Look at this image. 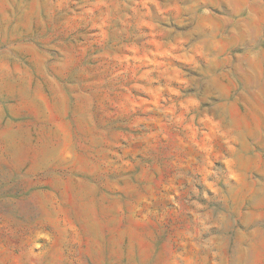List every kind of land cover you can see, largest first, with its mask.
<instances>
[{
  "label": "rangeland",
  "instance_id": "rangeland-1",
  "mask_svg": "<svg viewBox=\"0 0 264 264\" xmlns=\"http://www.w3.org/2000/svg\"><path fill=\"white\" fill-rule=\"evenodd\" d=\"M0 264H264V0H0Z\"/></svg>",
  "mask_w": 264,
  "mask_h": 264
}]
</instances>
